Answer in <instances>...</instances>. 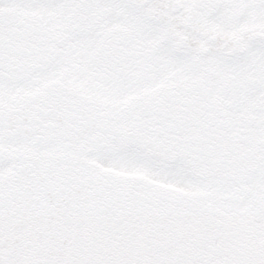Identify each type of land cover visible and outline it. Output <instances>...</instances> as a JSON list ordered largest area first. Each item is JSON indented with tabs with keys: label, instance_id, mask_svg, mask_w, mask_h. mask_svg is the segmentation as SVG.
<instances>
[{
	"label": "snow or ice",
	"instance_id": "obj_1",
	"mask_svg": "<svg viewBox=\"0 0 264 264\" xmlns=\"http://www.w3.org/2000/svg\"><path fill=\"white\" fill-rule=\"evenodd\" d=\"M0 264H264V0H0Z\"/></svg>",
	"mask_w": 264,
	"mask_h": 264
}]
</instances>
